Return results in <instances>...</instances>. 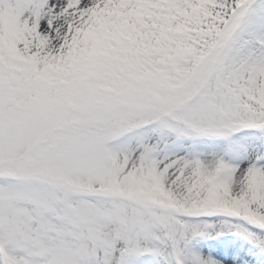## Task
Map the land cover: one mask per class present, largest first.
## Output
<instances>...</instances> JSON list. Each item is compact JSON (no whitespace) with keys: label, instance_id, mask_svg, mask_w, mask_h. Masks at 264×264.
Instances as JSON below:
<instances>
[{"label":"snow or ice","instance_id":"obj_1","mask_svg":"<svg viewBox=\"0 0 264 264\" xmlns=\"http://www.w3.org/2000/svg\"><path fill=\"white\" fill-rule=\"evenodd\" d=\"M0 264H264V0H0Z\"/></svg>","mask_w":264,"mask_h":264},{"label":"rangeland","instance_id":"obj_2","mask_svg":"<svg viewBox=\"0 0 264 264\" xmlns=\"http://www.w3.org/2000/svg\"><path fill=\"white\" fill-rule=\"evenodd\" d=\"M209 243H211V241H209Z\"/></svg>","mask_w":264,"mask_h":264}]
</instances>
